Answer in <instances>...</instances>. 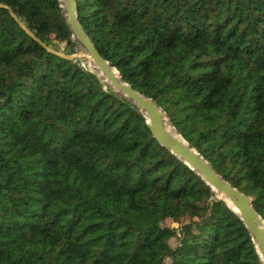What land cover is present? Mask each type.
<instances>
[{
	"label": "trees",
	"instance_id": "1",
	"mask_svg": "<svg viewBox=\"0 0 264 264\" xmlns=\"http://www.w3.org/2000/svg\"><path fill=\"white\" fill-rule=\"evenodd\" d=\"M75 4L98 54L264 223V0ZM60 5L0 0V264H261L143 114L59 55L79 45Z\"/></svg>",
	"mask_w": 264,
	"mask_h": 264
},
{
	"label": "water",
	"instance_id": "2",
	"mask_svg": "<svg viewBox=\"0 0 264 264\" xmlns=\"http://www.w3.org/2000/svg\"><path fill=\"white\" fill-rule=\"evenodd\" d=\"M59 1L61 2L60 8L62 9L65 22L72 33V38L85 51L87 59L104 76L115 93L131 102L143 114L147 128L160 146L169 150L171 154L199 175L211 190L214 188L232 202L238 210V215H236L251 236L259 261L261 264H264V223L252 208L250 199L240 190L223 180L194 149L188 146L185 140L172 127L176 134L170 133L168 126L165 125L167 120L164 113L156 103L132 89L130 85L124 83L117 71L98 54L77 20L75 0ZM59 55L67 59L73 58L70 55ZM176 136H179V138ZM217 199L221 200L218 197ZM230 210L232 211V209Z\"/></svg>",
	"mask_w": 264,
	"mask_h": 264
},
{
	"label": "rangeland",
	"instance_id": "3",
	"mask_svg": "<svg viewBox=\"0 0 264 264\" xmlns=\"http://www.w3.org/2000/svg\"><path fill=\"white\" fill-rule=\"evenodd\" d=\"M59 47L62 48V45L60 44ZM70 56L73 57L72 59H77L78 61H80V65H81L84 69H86L87 71H89V72L94 73V74L97 75V73L95 72V70H94L93 68L87 66V64H86V62H87V60H86V53H85V51L81 48L80 45H78V48H77L76 53L71 54ZM84 65H86V67H85ZM88 69H89V70H88ZM167 122H168V121H167ZM166 124H167V123H166ZM167 125H168V124H167ZM170 126H171V125H170ZM169 128H170V127H169ZM170 130H171V132H173V133L175 134V132L173 131L172 128H170ZM216 198H217V197H216ZM180 222H181V223H176V222L171 221L170 219H164L163 221L160 222V225H161V226H164V227H169V228L173 229V230L175 231V234L177 235V234H178V230H179L181 224H183V223H187V221H186L185 219H182ZM170 243H171V245L176 244L175 239H174V238L171 239Z\"/></svg>",
	"mask_w": 264,
	"mask_h": 264
},
{
	"label": "bare ground",
	"instance_id": "4",
	"mask_svg": "<svg viewBox=\"0 0 264 264\" xmlns=\"http://www.w3.org/2000/svg\"><path fill=\"white\" fill-rule=\"evenodd\" d=\"M86 64L88 67H91L95 70V72L97 73L98 78L103 82L109 85V83L105 80L104 76L100 74L99 70L87 59L86 57ZM86 66V65H85ZM165 125L168 126V130L170 133L174 134L173 132H171L170 130V126L166 124ZM170 127V128H169ZM176 134V133H175ZM174 134V135H175ZM177 138H179V136H176ZM213 192L217 195L218 198H220L230 209H232V211L238 215V210L236 207H234V205L232 204V202L223 194H221L220 192L216 191L214 188H212Z\"/></svg>",
	"mask_w": 264,
	"mask_h": 264
}]
</instances>
